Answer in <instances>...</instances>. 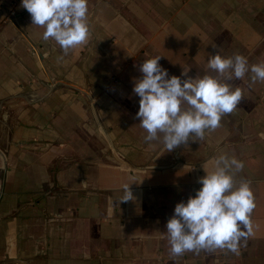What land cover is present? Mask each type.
<instances>
[{
    "label": "crops",
    "instance_id": "1",
    "mask_svg": "<svg viewBox=\"0 0 264 264\" xmlns=\"http://www.w3.org/2000/svg\"><path fill=\"white\" fill-rule=\"evenodd\" d=\"M88 24L65 56L21 0H0V264H264V83L227 81L238 108L171 152L145 140L133 92L156 56L182 81L215 75L218 52L264 63V0H88ZM223 153L244 163L254 234L238 253L173 257L167 221Z\"/></svg>",
    "mask_w": 264,
    "mask_h": 264
},
{
    "label": "clouds",
    "instance_id": "2",
    "mask_svg": "<svg viewBox=\"0 0 264 264\" xmlns=\"http://www.w3.org/2000/svg\"><path fill=\"white\" fill-rule=\"evenodd\" d=\"M21 7L31 16L32 24L43 27V39H54L64 55L88 43V0H21ZM215 48L216 45H213ZM161 56L143 61L139 67L142 79L134 83L133 92L140 97L136 114L148 142L161 139L169 152L187 145L191 137L204 139L206 132L221 126V119L233 113L244 97L243 89L227 81L243 80L251 73L249 87L264 83V63L249 65L242 54L223 57L209 54L206 74L188 77L189 69L169 78L160 64ZM63 57H58L62 60ZM204 168V166H203ZM244 168L243 161L220 154L213 170L198 178L202 185L187 203L179 202L167 221L166 232L173 257L185 252L227 249L239 252L240 243L254 234L251 219L256 208L251 182L236 185L235 175ZM205 169V168H204ZM125 195L119 202L133 200L130 184L123 185Z\"/></svg>",
    "mask_w": 264,
    "mask_h": 264
}]
</instances>
